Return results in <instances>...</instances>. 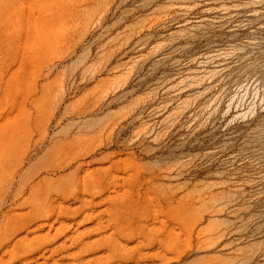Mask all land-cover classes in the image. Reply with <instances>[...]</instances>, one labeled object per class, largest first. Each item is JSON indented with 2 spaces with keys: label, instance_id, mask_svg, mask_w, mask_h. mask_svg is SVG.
I'll return each mask as SVG.
<instances>
[{
  "label": "rangeland",
  "instance_id": "1",
  "mask_svg": "<svg viewBox=\"0 0 264 264\" xmlns=\"http://www.w3.org/2000/svg\"><path fill=\"white\" fill-rule=\"evenodd\" d=\"M0 264H264V0H0Z\"/></svg>",
  "mask_w": 264,
  "mask_h": 264
}]
</instances>
